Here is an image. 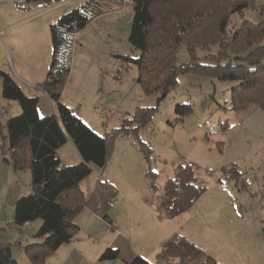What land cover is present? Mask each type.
Listing matches in <instances>:
<instances>
[{"label":"rangeland","instance_id":"1","mask_svg":"<svg viewBox=\"0 0 264 264\" xmlns=\"http://www.w3.org/2000/svg\"><path fill=\"white\" fill-rule=\"evenodd\" d=\"M89 1L45 2L50 7L44 10L37 9L34 1L29 3L30 8L0 4V70L12 75L27 96L33 97L30 92H38V110L42 116L57 114L56 105L38 86L46 81L52 64L50 24ZM133 1L95 0L97 16L72 41V70L65 87L68 85L67 95L75 104L70 99L67 102L68 97L64 101L74 105L71 107L74 111L67 107L86 125L99 134L112 135L117 129L136 128L139 122L130 119L139 108L155 110L150 121L131 132L133 135L124 138L113 135L105 168L93 166L82 185L88 196L100 176L119 185L118 226L100 222L97 216L88 215L85 208L74 219L78 225L82 220L83 227L74 237V244H80L73 251L77 255H71L77 261L78 250L82 249L84 256L80 257L86 259L82 264H128L136 256L151 264H178L165 257L162 250L168 239L179 234L221 264H264V112L258 106L243 112L228 109L232 83L200 72L181 75L177 87L164 99L159 98V92L146 94L137 82L138 68L132 62L139 51L133 50L129 41ZM256 3V10L246 12L245 17L260 22L264 20V0ZM189 60V53L182 46L178 61ZM45 61L46 73L44 68L40 69ZM178 105H190L193 110L178 120ZM20 111L18 102L4 99L1 81L0 149L3 144L8 145L4 139L7 121L19 116ZM135 139L147 146L144 152ZM62 153L65 166L77 165L78 153L71 148ZM8 156L0 152V159ZM69 161L74 164H67ZM184 161L196 165L197 176L207 184L208 190L193 210L166 221L156 207L157 199L164 182L173 178L177 165ZM233 164L242 174L241 181L220 182L223 169ZM23 174L20 173L22 177ZM149 174L157 175L156 190L146 177ZM21 179L20 184L15 182L17 178L5 179L4 188L0 185V221L12 219L11 196L15 198L30 189L29 170ZM37 222L27 231L36 230L41 221ZM0 226L10 237L16 236L7 224ZM129 228L133 233H128ZM120 245L121 251L116 247ZM110 248L119 250L120 257L101 261L102 254ZM27 257L28 264H32Z\"/></svg>","mask_w":264,"mask_h":264},{"label":"trees","instance_id":"2","mask_svg":"<svg viewBox=\"0 0 264 264\" xmlns=\"http://www.w3.org/2000/svg\"><path fill=\"white\" fill-rule=\"evenodd\" d=\"M32 1L36 4L68 2L29 0V3ZM94 2L90 0L50 26L52 64L46 81L38 86L56 105L57 114L41 117L39 98L27 96L12 75L0 70L4 99L18 102L21 108V114L6 123L8 145L0 150L9 157L3 161L14 171L29 170L32 177L30 194L15 204L14 224L25 229L41 221L36 234L38 242L23 247L32 264H46L63 245L71 243L80 230L74 219L85 208L113 225L110 211L119 196V187L100 176L88 196L81 184L94 170L93 166L105 168L113 135L129 137L150 121L155 110L139 108L130 119V122H139L136 128H121L112 135H102L61 102L72 70V41L75 34L97 16L98 4ZM133 5L129 41L132 49L139 51V56L132 62L138 68L137 82L146 94L159 92V98L164 99L177 87L181 75L200 72L232 83L228 109L243 112L258 106L264 112V20L254 22L245 17L246 12L256 10V0H134ZM182 46L190 57L185 63L178 61ZM192 110L190 105H178V120ZM69 141L81 162L65 166L58 151ZM135 143L143 152L147 148L136 139ZM147 153L150 154V150ZM223 174L220 182L238 183L242 179L235 164L223 169ZM146 177L156 190L157 175ZM207 190V184L197 176L196 165L184 161L177 165L173 178L164 182L157 199L158 211L166 220L176 219L193 210ZM19 244L0 243V264H19L13 256V247ZM162 252L178 264H221L179 234L165 242ZM119 255V250L110 248L100 260L115 261ZM128 264L151 263L136 256Z\"/></svg>","mask_w":264,"mask_h":264},{"label":"crops","instance_id":"3","mask_svg":"<svg viewBox=\"0 0 264 264\" xmlns=\"http://www.w3.org/2000/svg\"><path fill=\"white\" fill-rule=\"evenodd\" d=\"M63 4H65V3H63ZM26 8H30V5L28 6V7H26ZM39 10H41V9H39ZM46 13V12H45ZM54 23V22H53ZM52 24V23H51ZM51 24H50V26H51ZM17 43L19 44V41H17ZM14 51H16V49H14ZM46 65H47V62L45 61L41 66H40V69H42V68H44V71H45V73H46ZM44 73V74H45ZM44 74H43V76H44ZM23 78V77H22ZM25 79V78H24ZM31 84V83H30ZM31 87H32V85H31ZM67 87H68V85L65 87V89H64V91H63V94H62V97H61V102L64 104V105H66V106H69L70 108L71 107H74V105L73 104H69V103H67L68 101V99H70V95L68 94L67 95ZM32 95L31 96H33V97H37V98H39L38 97V92H30ZM65 97H68L67 99H65ZM64 99L67 101H64ZM70 102H72V103H74L75 104V101H73L72 99H70ZM72 109V108H71ZM73 110V109H72ZM18 111V110H17ZM39 111V110H38ZM74 111V110H73ZM21 112V111H20ZM39 115L40 116H42V113H41V111H39ZM44 116V115H43ZM4 139H5V137H4ZM5 141H7L6 139H5ZM72 145V143L69 141L68 143H67V145L66 146H64L63 148H61L59 151H58V155H59V157H60V159H61V161L63 162V163H66L65 161H63L64 159H63V153L60 155V153H61V151L62 150H65L66 148H71L72 150H74V152L75 153H77V151L75 150V148H74V146H71ZM3 146H5V144H3ZM0 152H1V154L3 155V153H2V151L0 150ZM78 155V154H77ZM4 156V155H3ZM9 157V156H8ZM74 157H76V156H74ZM4 159V158H3ZM3 159H0V185L4 188V185H5V183H4V180L5 179H11L12 181H15L17 178L19 179L18 181H15L17 184H20V183H22V179L21 178H24V176H26V170H24V171H14L13 170V168L11 167V165L10 164H8L7 162H4L3 161ZM80 162V156L78 155L77 156V161H76V163L75 164H78ZM67 164H74V163H72V161H69V162H67ZM21 172H23L24 174V176L22 177L21 175H20V173ZM85 181V180H84ZM84 181L82 182V184H81V187H83L82 185H83V183H84ZM111 181V180H110ZM112 183H114L117 187L119 186L118 184H116L114 181H111ZM32 185V184H31ZM31 188H32V186L30 187V189H28V192H26V193H21V194H19L18 196H16L15 198H14V196H11V200H10V202H11V205H10V208H11V212H12V219L9 221V222H7V221H0V223H5V224H7V226H8V224H10L11 226H9V228L10 229H12L11 231H13V232H16L15 234H16V236H11L10 237V235H9V232L8 231H5L4 229H3V227L2 226H0V243H12V244H16L17 242H19L20 244L19 245H15V247H13V256H14V258H15V260L19 263V264H28V262H30L29 260H28V257H27V254H26V252H25V250H24V248L23 247H25L26 245H30V244H33V243H35V242H38V239H37V237H36V234L38 233V230L40 229V226H41V223L36 227V230H28L27 231V229L28 228H30L31 227V229H33V225L34 224H31L29 227H27L26 229H19L18 227H16L15 226V224H14V208H15V204H16V202L18 201V199H20L21 198V196L23 197V195H26L27 193L28 194H30V192H31ZM86 189V188H85ZM119 189V188H118ZM85 191V190H84ZM119 191H120V189H119ZM85 193H87L88 194V191H87V189H86V191H85ZM119 195H121L120 194V192H119ZM136 199H137V197H136ZM116 203H118V198H117V200L114 202V204H113V207H112V209H111V211H110V217H111V219H112V221H113V226H118V224L117 223H119V217H120V215H119V213H118V211H117V204ZM147 203H148V200H147ZM142 204L144 205V207L145 208H147V204L146 203H144L143 201H142ZM1 207H4V205H2ZM156 207H157V205H156ZM158 208V207H157ZM87 211V210H86ZM81 213H83V211L82 212H80L79 214H81ZM87 214L88 215H95V216H97V218H98V220H100V222H103V221H105L103 218H101L99 215H96V213L95 212H93L92 210H89L88 209V212H87ZM0 215H1V212H0ZM182 216V215H181ZM180 217V216H179ZM78 218H79V216H78ZM0 220H2V219H0ZM6 220V219H5ZM174 220V219H173ZM166 221H172V220H166ZM36 223V222H35ZM38 223V222H37ZM82 223H83V221L81 220L80 221V226H79V229H81V227H83L82 226ZM129 225H130V223H129ZM128 231V233L129 234H131V233H133L132 232V230L129 228V230H127ZM119 236H122L123 237V235H119ZM129 237H131V235H128ZM130 239V238H129ZM163 240V239H162ZM161 240V241H162ZM33 241V242H32ZM164 241V240H163ZM163 241H162V243H163ZM72 244H73V246H72ZM120 244H122V243H120ZM79 245L80 244H74V239L71 241V243H68V244H65V245H63L51 258H49V260L47 261V264H82V263H85V262H83V261H86V259H84L83 257V260L81 259V257L80 256H84V252H83V250L81 249V250H78L79 251V256L77 257V261L76 260H74L75 259V256L74 255H77L76 253H74L73 251L76 249L75 248V246H77L78 248H79ZM123 245V244H122ZM116 247H118V248H120L119 250L121 251L122 250V247H121V245L120 246H116ZM71 254H74V255H71ZM99 257V256H98ZM69 258L71 259V260H69ZM78 260H79V262L80 263H77L78 262ZM23 262V263H22ZM95 264V263H94Z\"/></svg>","mask_w":264,"mask_h":264},{"label":"built area","instance_id":"4","mask_svg":"<svg viewBox=\"0 0 264 264\" xmlns=\"http://www.w3.org/2000/svg\"><path fill=\"white\" fill-rule=\"evenodd\" d=\"M2 3H12L15 5L24 6L25 8L29 6V0H0V4ZM36 7L37 9L44 10L50 6L49 4L45 5L44 3H39V4H36Z\"/></svg>","mask_w":264,"mask_h":264}]
</instances>
